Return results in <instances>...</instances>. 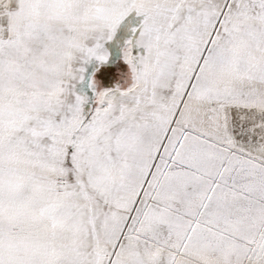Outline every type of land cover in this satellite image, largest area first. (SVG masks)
<instances>
[{
    "label": "snow or ice",
    "instance_id": "1",
    "mask_svg": "<svg viewBox=\"0 0 264 264\" xmlns=\"http://www.w3.org/2000/svg\"><path fill=\"white\" fill-rule=\"evenodd\" d=\"M0 264H264V0H0Z\"/></svg>",
    "mask_w": 264,
    "mask_h": 264
},
{
    "label": "rangeland",
    "instance_id": "2",
    "mask_svg": "<svg viewBox=\"0 0 264 264\" xmlns=\"http://www.w3.org/2000/svg\"><path fill=\"white\" fill-rule=\"evenodd\" d=\"M121 35L122 36H126L127 33H125L123 31V29H122L121 30ZM116 56H117V52H116V50H113L112 60H115ZM93 67H95V66L94 65L91 66L89 70L91 71ZM104 78H107V79H103V83H104L105 86H108V87L113 86L117 82L114 76L113 77H109V76L105 75Z\"/></svg>",
    "mask_w": 264,
    "mask_h": 264
},
{
    "label": "trees",
    "instance_id": "3",
    "mask_svg": "<svg viewBox=\"0 0 264 264\" xmlns=\"http://www.w3.org/2000/svg\"><path fill=\"white\" fill-rule=\"evenodd\" d=\"M103 79H107V78H104V77H103Z\"/></svg>",
    "mask_w": 264,
    "mask_h": 264
}]
</instances>
